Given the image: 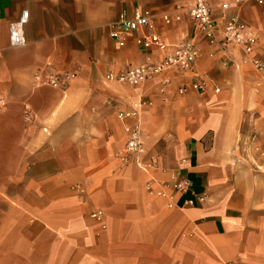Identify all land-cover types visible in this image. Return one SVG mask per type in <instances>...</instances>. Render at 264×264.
<instances>
[{
    "label": "crops",
    "instance_id": "0c3cea01",
    "mask_svg": "<svg viewBox=\"0 0 264 264\" xmlns=\"http://www.w3.org/2000/svg\"><path fill=\"white\" fill-rule=\"evenodd\" d=\"M194 1L0 0V264H264V11L209 0L221 22L252 27L256 69L240 48L200 40L187 14L160 20ZM134 9L157 14L163 42L194 41V64L139 85L107 79L164 54L110 37ZM24 10L25 42L11 46ZM51 73L73 77L43 84ZM129 126L148 172L122 157ZM176 173L191 188L168 207L145 184Z\"/></svg>",
    "mask_w": 264,
    "mask_h": 264
},
{
    "label": "built area",
    "instance_id": "2783aa9c",
    "mask_svg": "<svg viewBox=\"0 0 264 264\" xmlns=\"http://www.w3.org/2000/svg\"><path fill=\"white\" fill-rule=\"evenodd\" d=\"M264 11V0H254ZM174 15L159 14L160 20L164 24H169L173 19H179L181 14H187L199 39L209 45H219L223 48L234 46L240 48L245 57L241 60L242 64L249 63L256 69L263 67V61L255 53L257 35L252 27L242 20L238 15L232 14L221 22L217 18L218 13L212 8L209 0H195L193 4L184 7L176 6ZM220 13L224 14L229 10V4L224 2L220 4ZM27 10H24L20 17L9 23L8 37L11 46H20L24 44L23 27L27 21ZM157 14L150 10L134 9L132 15L121 12L117 19L110 24L109 35L119 46H125L128 40H131L139 49H157L164 54L158 62H147L141 65L128 66L124 72L114 75L108 73L107 79L128 82L132 85H139L153 75L169 68H189L198 56L200 49L192 40H181L174 43L163 42L156 30ZM212 55V54H210ZM225 65V63H224ZM73 77L70 73H51L42 81L43 84L58 87L61 80H68ZM201 85L195 81L191 83V88L197 89ZM185 87L179 88L183 92ZM121 117L122 113L119 114ZM129 115V113L125 114ZM24 117L29 120L30 110L25 109ZM126 140L124 144L123 159H133L135 163L143 170L148 172L152 163L145 164L139 157L143 152V145L139 130L136 127H126ZM147 192L154 196L166 199V205L172 207L175 204V197L187 194L191 188V181L183 174L176 173L171 175L170 181H159L153 177L145 184ZM202 200V197L199 198ZM193 199L187 198L184 204H192ZM102 212L100 210L91 213V216L100 219Z\"/></svg>",
    "mask_w": 264,
    "mask_h": 264
}]
</instances>
